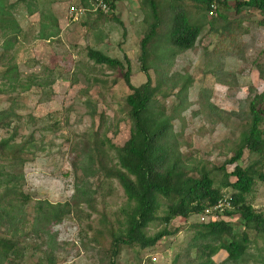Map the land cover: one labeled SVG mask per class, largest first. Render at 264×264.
<instances>
[{"label":"rangeland","instance_id":"obj_1","mask_svg":"<svg viewBox=\"0 0 264 264\" xmlns=\"http://www.w3.org/2000/svg\"><path fill=\"white\" fill-rule=\"evenodd\" d=\"M79 1L7 0L21 34L6 44L0 32V111L14 113L12 118L0 121V140L13 137V142L29 150L23 167V192L33 201L52 204H64L81 185L96 192L92 197L94 211L81 204L79 220L70 215L52 228L58 244L53 251L56 264H99L98 251L108 247V231L119 227V210L126 200L122 188L116 180L101 174L92 177L90 171L94 169L88 172L87 168H96L98 160L115 163L110 144L121 147L129 138L131 124L125 104L129 90L123 81L126 59L131 84L138 86L146 80L138 56L139 42L146 31L144 11L149 12L148 8L141 0H117L111 13L98 16L92 11L91 0H85V5ZM156 2L159 8L163 6L161 1ZM72 4L85 8L78 21L69 15ZM178 4L186 7L191 21L201 28L200 34L192 49L173 50V57L157 64L162 69L152 67L149 75L157 88L158 104L172 118L171 138L181 158L190 168L202 165L212 170L217 185L221 175L212 168L233 157L248 102L264 93V26L258 25L260 15L256 11L244 9L235 15L231 10L228 19L240 21L237 35H231V39L221 34V20L210 28L218 17L201 13L189 0ZM166 26L162 32H167ZM87 49L98 50L123 66H95L87 58ZM9 65L16 66L17 80L23 86L11 87L2 78ZM184 79L190 80L186 96H177ZM96 147L100 148L97 154ZM255 158L244 150L238 164L252 165ZM235 165L226 164L225 172L231 173ZM97 182L101 184L96 188ZM222 192L227 198L232 190ZM246 201L254 210L264 212V182H254ZM32 205L26 209L29 219ZM208 219L204 217L203 221ZM213 219L219 221L221 216ZM201 220L196 216L187 221L174 220L168 228L172 232L169 236L145 250L122 248L116 264H172L178 255L184 258L194 234L191 225ZM230 221L238 232L236 216ZM159 230L161 226L155 223L146 233L153 235ZM254 246L264 249V239L257 237ZM44 250H49L47 245L30 240L24 263L46 264ZM190 254L194 256V249ZM214 258L219 264L225 255L219 252Z\"/></svg>","mask_w":264,"mask_h":264},{"label":"trees","instance_id":"obj_2","mask_svg":"<svg viewBox=\"0 0 264 264\" xmlns=\"http://www.w3.org/2000/svg\"><path fill=\"white\" fill-rule=\"evenodd\" d=\"M115 1L109 3L110 13L114 10ZM141 1L149 10L144 11L146 31L139 42L138 56L139 69L146 80L138 86L131 84V68L126 59L123 81L129 90L125 98L131 124L129 138L121 147L110 144L115 163L109 165L106 160H98L96 168H87L88 172L94 169L90 171L92 177L101 174L105 179L116 180L126 199L119 210L122 216L119 227L108 231V247L98 251L99 264H116L122 248L138 247L145 250L154 247L172 233L168 228L174 220L182 218L187 221L191 216L200 217L206 209L213 208L219 202H228L230 209L224 208L219 221L210 217L206 223L200 221L192 224L194 234L184 258L178 255L172 264H215L214 257L219 252L225 255L219 264H264V249L254 246L257 237L264 239V212L254 210L246 201L254 182H264V93L256 94L248 102L246 119L241 126L233 157L224 165L212 168L221 175L217 185L212 170L202 165L188 167L172 141V118L156 100L157 88L152 86L149 70L153 67L158 71L162 69L157 65L159 62L173 57L176 52L192 49L201 28L191 21L186 7L178 4L182 0H159L163 5L161 8L156 0ZM189 2L206 15L213 11L211 18H218L210 28L214 29L218 20H221V34L225 33L230 38L231 35H237L240 26L239 20L228 19L227 13L231 10L235 15L244 9L256 11L260 15L258 25L264 26V0ZM79 3L86 4L85 0ZM11 8L7 0H0V32L6 44L21 34L10 12ZM27 8L31 14L29 5ZM163 25H167L166 33L162 32ZM173 50L176 52L173 53ZM86 55L95 66L109 69L123 66L117 59L98 50L87 49ZM1 75L11 87L13 84L23 86L17 80L16 66H7ZM189 82L184 79L177 96H186ZM180 103H183L181 99ZM91 113L93 116V109ZM13 115L12 111L2 110L0 121ZM99 149L96 147L94 152L97 154ZM244 150L256 158L252 165L242 167L238 162ZM28 153V148L13 142V137L0 140V264H25L30 240L47 245L49 250L43 251L45 263L56 264L53 251L58 244L56 234L51 232L52 228L70 215L75 216L76 221L79 220L81 204L94 211L92 197L96 192H90L85 185L75 187L74 196L64 204H52L47 200L33 201L30 195L25 194L23 167L29 159ZM88 157L92 161L93 157ZM226 164H236L229 174L224 170ZM230 177L235 179L234 182L229 180ZM97 183L96 188L101 184ZM224 189L232 190L227 198L222 192ZM32 202L29 219L26 209ZM233 216L239 221L238 232L230 221ZM155 223L161 226V230L147 235L146 229ZM37 247L40 249L41 245ZM193 249L194 256H191Z\"/></svg>","mask_w":264,"mask_h":264},{"label":"built area","instance_id":"obj_3","mask_svg":"<svg viewBox=\"0 0 264 264\" xmlns=\"http://www.w3.org/2000/svg\"><path fill=\"white\" fill-rule=\"evenodd\" d=\"M110 1L112 0H93L92 2H90L91 6L93 7L92 11L99 12L103 15H108L111 11L110 5H109ZM84 11H85L84 8L77 7L76 5H71L68 9L69 15L75 20L78 17H80L84 13ZM208 14H209V17H211L213 15V11L209 12ZM224 208L230 209V205L228 202H219L213 208L206 209L203 212V214L200 215L202 219L201 221H203L204 217L218 218L220 213L224 211Z\"/></svg>","mask_w":264,"mask_h":264},{"label":"crops","instance_id":"obj_4","mask_svg":"<svg viewBox=\"0 0 264 264\" xmlns=\"http://www.w3.org/2000/svg\"><path fill=\"white\" fill-rule=\"evenodd\" d=\"M82 15H83V14H82ZM82 15L79 17V19H80V18H83ZM79 19H78V20H79ZM78 20H77V21H78Z\"/></svg>","mask_w":264,"mask_h":264},{"label":"clouds","instance_id":"obj_5","mask_svg":"<svg viewBox=\"0 0 264 264\" xmlns=\"http://www.w3.org/2000/svg\"><path fill=\"white\" fill-rule=\"evenodd\" d=\"M115 2H116V1H115ZM78 7H80V6H78ZM84 9H85V8H84ZM104 16H106V15H104ZM78 19H79V17H78ZM78 19H77V20H78Z\"/></svg>","mask_w":264,"mask_h":264}]
</instances>
